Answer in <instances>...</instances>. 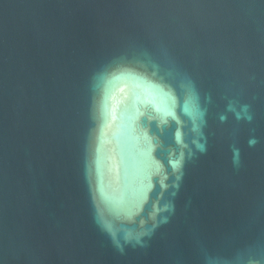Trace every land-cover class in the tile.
Masks as SVG:
<instances>
[{
  "label": "water",
  "instance_id": "1",
  "mask_svg": "<svg viewBox=\"0 0 264 264\" xmlns=\"http://www.w3.org/2000/svg\"><path fill=\"white\" fill-rule=\"evenodd\" d=\"M0 264H264V0H0Z\"/></svg>",
  "mask_w": 264,
  "mask_h": 264
},
{
  "label": "clouds",
  "instance_id": "2",
  "mask_svg": "<svg viewBox=\"0 0 264 264\" xmlns=\"http://www.w3.org/2000/svg\"><path fill=\"white\" fill-rule=\"evenodd\" d=\"M143 82L144 90L146 92H150V90L156 89L160 91L166 98L167 103L163 107H157L156 111L160 113L159 116V122L160 123H167V118L171 117L173 120H175L178 124L181 123L180 117L177 115L176 109L179 107L184 115L188 116L189 119L193 122V130L196 131L199 129V124L197 121L199 120L202 123L203 118V112L199 109L198 103H197V97L193 91H189L188 95L184 98L182 104L178 100V98L171 92H163V89L150 81H148L144 77H139ZM154 117L149 116V119H153ZM251 119V117H248ZM223 119V117H221ZM177 136L179 138V133H177ZM145 141H146V147L144 149V155L146 159L149 161V163L146 164L144 171H143V177L141 184L138 189V195L141 199V201H146L148 199L149 192L152 191L154 184H153V176L160 175L161 178L159 180L160 187L162 189H167L169 187L168 184L165 183V180L167 179V173L163 172V164H161L159 161H155L151 157V153L155 147V145L152 143V138L148 137L145 134ZM197 148L204 152L206 151L205 144L195 142ZM257 141L255 139H252L249 141L250 145H255ZM234 162H238V151L236 155L234 156ZM172 170L174 173H176L175 181L172 183L171 187L175 190H178L180 185L179 181L181 180L183 176L182 164H183V153H181L180 158L170 160L169 161ZM163 173V174H162ZM162 174V175H161ZM176 192L173 191L172 195H175ZM174 206L171 203H165L162 207H157L155 204L153 205L154 211L151 213V218L153 220L152 227L150 229H145L144 231L136 234L134 237L131 236V234H128L125 236V242H130L131 240H135L136 243H143L141 240V237L150 235L152 229L158 226L160 223H166L168 220V217H161L159 221L156 219V214L158 212L163 211H172ZM143 224L144 221H141Z\"/></svg>",
  "mask_w": 264,
  "mask_h": 264
}]
</instances>
